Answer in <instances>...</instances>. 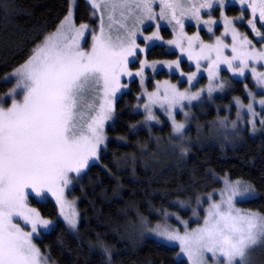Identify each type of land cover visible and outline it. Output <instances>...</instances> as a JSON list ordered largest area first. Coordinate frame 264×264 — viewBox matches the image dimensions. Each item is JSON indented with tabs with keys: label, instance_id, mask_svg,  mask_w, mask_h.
Instances as JSON below:
<instances>
[{
	"label": "snow or ice",
	"instance_id": "snow-or-ice-1",
	"mask_svg": "<svg viewBox=\"0 0 264 264\" xmlns=\"http://www.w3.org/2000/svg\"><path fill=\"white\" fill-rule=\"evenodd\" d=\"M90 3L94 10L102 12L100 32L99 35L93 33L90 51L81 47L89 26L82 24L76 28L70 11L56 32L46 37L24 64L4 78V82L16 79L15 86L6 96L14 97L18 90H22L24 95L22 101L13 98L10 107H3L0 102V264H47L48 258L33 243V237L38 234V228H49L51 221L41 219L35 209L28 207L25 189H32L37 196L43 195V189L51 192L61 205L64 219L75 227L77 213L72 204L63 200L60 185L66 186L69 173L80 174L90 159L97 156L98 148L105 140V121L112 118L113 99L122 87L120 76L133 75L127 70V65L134 62L138 45L135 43L136 31H128L127 21L134 19L135 23H143L145 18H155L153 0H90ZM219 3L224 5V0H219ZM239 3L246 5L245 11L251 10L253 18L247 23L255 37L264 39V32L257 27L258 15V21L264 28V0H239ZM160 6L161 20L170 16V21L174 20L183 28L177 9L181 16L190 12L199 21L201 9L211 8L213 0H206L199 6L192 4L190 8H184L180 0H160ZM104 13L109 21L107 31ZM117 13L119 19L116 18ZM235 20L243 22V16ZM216 23L215 20L203 21L209 26V32ZM233 23V20L225 18L224 35L231 32L233 41L231 58L223 55L228 45L220 37L215 44L201 43L198 53L189 50V59H196L198 69L199 61H211L207 69L210 79L216 75L221 63L227 64L236 74L233 62L238 61V74L244 75L250 60L264 61V51H256L252 40L246 35L242 37L231 27ZM114 27L117 31H126L131 43L126 45L119 35L116 37L118 42H115L112 36ZM144 39L151 41L153 37ZM188 39L191 49L199 38ZM181 50L185 51L182 46ZM213 53L216 56L214 61ZM143 68L142 63L141 70L135 75L142 76ZM252 72L264 87V73H257L255 68ZM195 76L196 73L190 75L189 81ZM208 91H213L211 85ZM90 94L94 95L88 100ZM155 95H150L149 99ZM199 95L179 92L174 86L170 91L166 88L161 106L166 102V110L171 115L173 105L184 100L191 102ZM259 103L264 105V100ZM84 108L87 111H83ZM145 108L149 112L147 120L155 119L151 108L148 105ZM248 108L251 111L252 105L249 104ZM92 112L95 115H91ZM89 115L91 119H86ZM173 125L176 133H181L184 128V124L175 120ZM221 195L220 202L210 205L202 226L183 235L168 227L158 230L157 234L163 241L179 242L189 264H208L206 254H211L214 264H251L250 253L258 247L264 248V215L235 207L238 201L258 198L255 188L240 181L227 182ZM14 218L30 225L31 231H25Z\"/></svg>",
	"mask_w": 264,
	"mask_h": 264
},
{
	"label": "trees",
	"instance_id": "trees-1",
	"mask_svg": "<svg viewBox=\"0 0 264 264\" xmlns=\"http://www.w3.org/2000/svg\"><path fill=\"white\" fill-rule=\"evenodd\" d=\"M68 6L69 0H0V96L12 85V80L4 82L3 77L22 64L38 42L57 27ZM74 9L77 23L96 26L86 0H76ZM157 9L161 6H156ZM231 10L237 11L238 7L230 6L228 11ZM260 30L264 32V28ZM161 32L165 37L171 35L166 26L161 27ZM177 55L176 50H169L161 43H152L146 53L148 59H172ZM181 65L190 69L185 59ZM153 77H168L173 81L179 76L162 69L155 71L147 83L149 88ZM244 83L253 86L248 78L231 79L223 96L201 103L197 118L203 122L205 132L211 121L218 123L227 114L224 106L230 105L233 97L245 99ZM128 85L116 99L114 121L106 129L108 142L99 160L79 175H70L75 184L68 195L78 198L77 233L71 232L59 218L51 198L37 200L29 195L30 204L54 222L36 242L55 264H109L98 250L102 244L113 248V264H188L184 258L177 257L175 246L150 237L122 239L120 228L137 214L157 221L162 209L178 211L179 207L172 202L192 199L219 187L221 182L215 175L226 174L232 180L251 184L259 197L238 203L244 210L264 214V132L249 135L246 129L238 131L228 147L198 142L187 151L164 152L160 148L161 153L158 147L171 142L172 128L165 119L160 125L134 127L143 115L133 107L140 101L141 87L137 79ZM230 106L229 117H232L234 105ZM252 258L251 264H264V248L259 247Z\"/></svg>",
	"mask_w": 264,
	"mask_h": 264
},
{
	"label": "rangeland",
	"instance_id": "rangeland-1",
	"mask_svg": "<svg viewBox=\"0 0 264 264\" xmlns=\"http://www.w3.org/2000/svg\"><path fill=\"white\" fill-rule=\"evenodd\" d=\"M90 8H92L90 0H86ZM181 4L184 8H190L192 4H196L199 6L202 3H205L206 0H180ZM76 4V0H69L68 12L62 17L57 27L48 32V34L38 42V45H41L46 37L52 35L56 30L59 28L61 23L64 21L65 17L68 16L69 12L72 13V21L76 28H79L80 25L86 24L88 25V30L86 32V39L81 41V47L84 51H90L91 46L93 43L92 36L93 33L99 35L100 32V25H101V11L94 10L92 8L91 18L94 17L96 19V26L91 28L90 24L86 22L77 23L74 20V6ZM154 4H159L160 0H153L152 3V12L155 14V18L153 19H144L143 23H135L134 19H130L127 21L128 31H136V38L135 43L138 45L137 55L134 58V62H131L127 65V70L133 73L132 76L128 75H121L119 83L122 86L120 91L117 92L116 97L113 99V113L112 118L110 120L105 121L103 135L105 137L104 143L101 144L97 151V156L95 158L90 159L88 166L91 163L97 162L99 160L101 150L105 148L108 139L107 127L110 123L114 121L115 116V102L123 91L129 88V81L132 79H137L138 83L140 84V93L138 103L134 104V109L140 112H143L141 122L135 123L133 126H146L150 127L153 125H160L162 120H166L170 124V128H172L171 133V142H166L161 144L158 148L163 149L164 152H175L176 150H183L187 151L189 146L195 145L198 142L203 144L214 143L217 145H225L226 147L232 145V140L236 139V132L243 131L246 129L249 135H253L254 133H263L264 132V105L260 104L261 100H264V87H261L259 82L257 81L256 77L253 75L252 69L255 68L257 73H264V61H249L248 67L245 69L244 75H239L238 70L240 68V64L238 61L233 62V68L237 70V73L234 74L232 70L229 69L227 64L221 63L219 65V70L216 72V75L210 79L209 73L207 69L209 68V64L211 61L209 60H201L199 61V69L197 68V61L195 58L189 59V50L193 53H198L200 51V44H215L217 37H220L225 44L228 45L227 48L224 49L223 55L226 57L231 58L233 55L231 51L232 46V36L231 32L228 35H224L225 33V18L228 20H233L234 23L231 27L235 28L241 36H247L249 40H252L254 48L256 51H264V41L262 39L256 38L255 34L252 32L251 28L248 26V20L252 19L251 10L248 9L245 11L246 5H241L239 0H224V5L219 3V0H213V6L211 8H203L200 11V18L197 21L196 18L191 16V13H186L184 16L180 15V10L177 9V16L178 18L183 20V28L180 25L176 24L174 20L170 21V16H166L165 19L161 20L159 18V14L161 9L156 10V6ZM230 6L238 7V10H231L228 11ZM139 16V13H137ZM243 16V22L236 21V17ZM119 19V15L117 13L116 16ZM205 20H215L217 21L216 24H213L212 31L209 32L208 25L203 24ZM104 23L105 28L107 31V24L109 23L107 19V14L104 13ZM166 26L171 31L170 37H165L161 32V27ZM191 26L193 29L190 30L188 27ZM257 27L260 28L261 25L258 21L257 15ZM155 34V35H154ZM121 36L124 38V42L126 45L130 44L131 41L127 38V32L124 30L117 31L116 27L112 30L113 40L116 41L117 36ZM152 36L153 40L146 41L144 38ZM189 37H198L199 39L196 40L191 49H189ZM170 41H174L175 43H169ZM152 43L158 44H165L169 50H176L178 55L172 59L168 58H154L148 59L146 57L147 48ZM37 45V46H38ZM180 45V46H178ZM35 46V48L37 47ZM181 46L185 49V51L181 50ZM34 48V49H35ZM33 49V50H34ZM139 49H145V51H139ZM251 50V49H249ZM33 54V51L28 55L27 59L22 63L24 64L30 56ZM131 59V58H130ZM187 60V64L190 69H183L181 65V60ZM216 59L215 53L212 54V60ZM177 62H179L177 64ZM144 64L143 74L142 76L135 75L136 72L141 70V65ZM22 64L18 65L20 67ZM155 65V67H152ZM171 65V67H169ZM17 68L13 69L9 73H7L3 79L10 73L14 72ZM164 70L170 74L176 73L178 74V78L176 80L171 81L168 77H162L161 79H157L155 77L152 78L151 84L152 87L149 88L148 81L151 77V74H154L155 71ZM193 73H196V76L193 80L189 81V76ZM248 78L250 82L253 84L251 88L248 86L247 83H244V97H233L230 101V105H234L233 114L234 116L229 117L230 115V105H225V112L227 113L218 123H213L211 121L208 126L209 130L205 132V126L203 122L198 120V113L200 112V107L202 106L201 103L203 102H211L214 101L215 97L218 95H224L226 93V89L228 87L229 82L231 79H244ZM12 80V85L8 87V93L16 84L15 78H10ZM185 82L183 86L180 83ZM212 86L213 91L209 93L208 88ZM223 85V87H220ZM179 92H186L187 94L191 95L194 93H200L198 99L189 102L188 100L181 101L178 104L173 105L171 108V115L166 110L168 109V104L166 102L161 103L163 101V97L165 94V89L168 88L169 91L172 87ZM0 96V102H2L3 107H10L12 103V99L15 98L18 101L23 100V91L18 90V94L14 97L6 96L5 94ZM102 94V93H101ZM152 94H156L153 96V99L150 100L149 97ZM94 94H90L88 96V100H91V97ZM87 102V101H86ZM252 105L251 111L248 108V105ZM145 105H148L151 108V114L155 117L153 120H147V116L149 115L148 110L145 108ZM96 106L98 108L99 101H96ZM83 111H87L86 108L82 109ZM187 114V115H186ZM91 115H95V112H92ZM91 115L86 117V119H91ZM173 120L176 123L184 124V128L182 129L181 133H176L174 131ZM205 132V133H204ZM162 151V150H161ZM163 151L161 153H163ZM88 166L82 171L84 172ZM81 172V173H82ZM70 175L77 176L79 174L75 172H71L68 175L69 183L65 185H60L63 188V200L67 201L68 203L72 204L77 215H76V224L73 227L71 224L68 223L64 219V216L61 214V205L57 202V198L52 195L51 192H48L47 189H43V195L37 196L32 189H25L27 196V205L29 208L35 209L39 214L40 218L44 220L51 221V225L47 229L38 228V234L34 235L33 243L40 249L39 245H37L36 239L40 238L43 232L49 230L54 222L48 218L42 216L40 211L34 206L30 204L29 195L33 196V198L37 200H44L45 197L51 198L54 201L55 205L57 206L58 216L59 218L64 221L66 227L74 233H77V225L79 223V209H78V198L74 196L68 195V190L73 188L74 181L72 180ZM215 178L221 182L219 187L211 188V190L205 191L200 193L199 195L195 196L194 198L189 199H179L177 201L172 202L179 207V210L165 208L159 211L160 219L157 221H152L147 215H135L134 219L129 220L128 222L124 223V225L120 228L121 233L120 237L122 239L126 238L129 240H135L136 238H153L155 240H159L166 244L173 245L177 248L178 258H184L188 262V258L181 252V247L179 242H165L158 236V230L168 227L170 230H177L181 235H183L186 231H191L203 225L204 218L207 214V210L209 209L210 205L213 202H220L222 199V191L226 187L227 182H236L240 181L241 184H249L247 181H242L239 179H230L228 175H215ZM239 202V201H238ZM235 203V207L242 210V211H250L254 213H258L264 215L259 212H255L252 210H244L239 203ZM187 211L186 214H182L181 211ZM66 211H71V209H66ZM15 222L20 224V226L25 231H31L30 225H25L22 220L19 218H14ZM186 222V224L184 223ZM259 248V247H258ZM257 248V249H258ZM256 249V250H257ZM41 250V249H40ZM98 250L104 255L105 259L108 261L109 264L112 263V251L113 248L102 244L98 248ZM255 250V251H256ZM250 253L251 263L253 261L252 255L255 252ZM43 256L47 257V264H55L49 257L48 254L44 253L41 250ZM208 258V264H214L213 259L211 258V254H206ZM189 264V262H188Z\"/></svg>",
	"mask_w": 264,
	"mask_h": 264
},
{
	"label": "flooded vegetation",
	"instance_id": "flooded-vegetation-1",
	"mask_svg": "<svg viewBox=\"0 0 264 264\" xmlns=\"http://www.w3.org/2000/svg\"><path fill=\"white\" fill-rule=\"evenodd\" d=\"M156 6H159V4H156Z\"/></svg>",
	"mask_w": 264,
	"mask_h": 264
}]
</instances>
